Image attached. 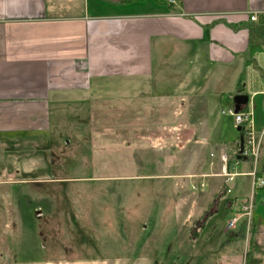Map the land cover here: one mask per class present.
I'll list each match as a JSON object with an SVG mask.
<instances>
[{
    "label": "crops",
    "instance_id": "crops-1",
    "mask_svg": "<svg viewBox=\"0 0 264 264\" xmlns=\"http://www.w3.org/2000/svg\"><path fill=\"white\" fill-rule=\"evenodd\" d=\"M238 94L248 96L245 112L258 116L260 138L264 0H0V149L42 143L51 117L80 115L79 123L71 120L74 131L117 140L118 156L143 172L121 180L212 179L213 201L191 227L193 249L220 204L230 222L244 200L264 197V189L252 192L251 163L236 156L238 141L224 143L222 130L211 138L204 124ZM85 116L96 125H86ZM145 116L148 123L140 124ZM263 153L264 147L255 166L261 177ZM222 155L235 178H250L249 196L240 193V181L234 195H221ZM7 156L0 151V166ZM228 223L217 245L249 226L264 242V203L249 223L243 218L234 229ZM228 258L214 264H230Z\"/></svg>",
    "mask_w": 264,
    "mask_h": 264
},
{
    "label": "rangeland",
    "instance_id": "rangeland-1",
    "mask_svg": "<svg viewBox=\"0 0 264 264\" xmlns=\"http://www.w3.org/2000/svg\"><path fill=\"white\" fill-rule=\"evenodd\" d=\"M231 103L226 100L217 112L212 109L204 123L210 126L211 138L222 130V141L229 146L238 141L239 126L221 111ZM248 113L251 131L258 138L255 112ZM79 116L51 117L42 143L0 149L8 153L0 166V179L6 178L0 180V264H198L201 257L204 264H214L226 255L230 264L242 260L264 264V242H257L250 226L217 245L230 220L223 204L200 234L196 248L188 243L191 227L213 201L217 185L213 187L212 179L204 178L205 189L189 196L185 189L190 191L202 180H121L118 177L124 174L143 172L129 168L118 156L122 150L113 145L117 140L74 131L71 120L79 123ZM146 117L139 123L147 124ZM112 119V125L117 123ZM84 121L96 125L86 116ZM205 145L207 151L212 147ZM263 145L264 136L259 168ZM262 157L264 163V153ZM99 177L108 180L95 179ZM248 180L234 178L227 196L235 194L232 189L239 181L240 193L249 196ZM218 225L220 230L214 231Z\"/></svg>",
    "mask_w": 264,
    "mask_h": 264
},
{
    "label": "built area",
    "instance_id": "built-area-1",
    "mask_svg": "<svg viewBox=\"0 0 264 264\" xmlns=\"http://www.w3.org/2000/svg\"><path fill=\"white\" fill-rule=\"evenodd\" d=\"M251 21L257 20V15L252 14L250 16ZM233 100V98L231 99ZM221 114L228 115L234 118L235 123L240 126L243 125V150L239 153V147H237L236 153L239 155L240 158H244L248 160L251 163V171L249 172V176L252 178V192H258L261 189H264V178L261 177V175L256 171L255 166L257 163V157H258V151L260 147V141L261 136L264 135V128L262 131V134L260 138H256L253 135V132L251 131V115L247 112H239L235 113L234 106L228 107L227 109H222ZM221 167H222V177L223 180V188H222V194L223 196H226L230 194L231 192V184L234 181V178L236 174L234 172H230L227 169V157L226 155L221 156ZM238 164V162H236ZM205 189V184L201 182L197 185H191L189 194H194L196 192H199L201 190ZM264 203V197L262 195L258 196L257 198H254L251 196L250 198H247L244 200L240 206L239 211L232 217L231 221L228 223L227 228L228 229H234L236 224L241 220L245 219L247 223H249L254 209Z\"/></svg>",
    "mask_w": 264,
    "mask_h": 264
},
{
    "label": "water",
    "instance_id": "water-1",
    "mask_svg": "<svg viewBox=\"0 0 264 264\" xmlns=\"http://www.w3.org/2000/svg\"><path fill=\"white\" fill-rule=\"evenodd\" d=\"M233 106L235 113L241 112L242 108L244 106H247L248 104V96L244 94H238L233 97L232 100ZM241 128L237 127V131L240 132ZM243 144H244V139L242 135H239V140H238V145H239V153L242 152L243 150Z\"/></svg>",
    "mask_w": 264,
    "mask_h": 264
},
{
    "label": "trees",
    "instance_id": "trees-1",
    "mask_svg": "<svg viewBox=\"0 0 264 264\" xmlns=\"http://www.w3.org/2000/svg\"><path fill=\"white\" fill-rule=\"evenodd\" d=\"M233 104V103H232ZM246 110H245V107H243L242 108V110H241V112H245ZM240 127V126H239ZM241 128V130H240V132H238L239 133V135H243V127H240ZM238 158H239V155L237 154L236 155ZM240 159H243V158H240ZM263 191V189H261V190H259V192L261 193ZM221 193V195L223 196V194H222V192H220Z\"/></svg>",
    "mask_w": 264,
    "mask_h": 264
}]
</instances>
